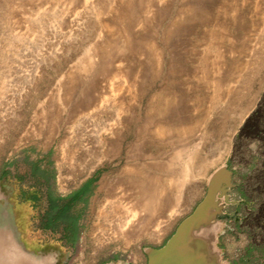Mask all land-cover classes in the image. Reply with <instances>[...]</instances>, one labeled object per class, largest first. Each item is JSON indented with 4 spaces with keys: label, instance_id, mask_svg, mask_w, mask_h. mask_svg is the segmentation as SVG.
Returning a JSON list of instances; mask_svg holds the SVG:
<instances>
[{
    "label": "rangeland",
    "instance_id": "rangeland-1",
    "mask_svg": "<svg viewBox=\"0 0 264 264\" xmlns=\"http://www.w3.org/2000/svg\"><path fill=\"white\" fill-rule=\"evenodd\" d=\"M0 10V264H148L220 169L215 249L264 264L262 239L222 223L238 186L264 234V0Z\"/></svg>",
    "mask_w": 264,
    "mask_h": 264
},
{
    "label": "water",
    "instance_id": "water-1",
    "mask_svg": "<svg viewBox=\"0 0 264 264\" xmlns=\"http://www.w3.org/2000/svg\"><path fill=\"white\" fill-rule=\"evenodd\" d=\"M230 173L218 170L210 179L208 193L192 215L177 228L168 243L158 250H148V264H225L215 249L217 218H223L222 205L216 193H225ZM225 197V195H224ZM6 211L0 209V217ZM1 222V221H0ZM11 264H35L27 256H16Z\"/></svg>",
    "mask_w": 264,
    "mask_h": 264
},
{
    "label": "flooded vegetation",
    "instance_id": "flooded-vegetation-1",
    "mask_svg": "<svg viewBox=\"0 0 264 264\" xmlns=\"http://www.w3.org/2000/svg\"><path fill=\"white\" fill-rule=\"evenodd\" d=\"M233 190L240 192L236 199H233L230 193H227V201L222 198V202L226 206V214L228 216L227 218L222 220L224 228H226V231L228 230L229 232L234 230L235 228H239L240 230L246 229V231L248 232V236L251 239L256 240L257 237L259 239H262V242H264V234L260 233L259 228H256V225L254 227H251L253 226V224L251 223L256 221L259 216H261L260 214H255V217H251L253 203L251 195L247 192L242 191L238 186H236ZM259 219L261 220L262 218Z\"/></svg>",
    "mask_w": 264,
    "mask_h": 264
},
{
    "label": "bare ground",
    "instance_id": "bare-ground-1",
    "mask_svg": "<svg viewBox=\"0 0 264 264\" xmlns=\"http://www.w3.org/2000/svg\"><path fill=\"white\" fill-rule=\"evenodd\" d=\"M9 1H10V0H9ZM20 1H21V0H20ZM29 1H30V0H29ZM21 3H23V2H21ZM29 3H30V2H29ZM7 6H8V5H7ZM4 9H6V8H4ZM0 11H1V10H0ZM2 20H3V19H2ZM5 22H6V21H5ZM6 23H7V22H6ZM3 36H4V35H3ZM5 38H6V37H5ZM5 40H6V39H5ZM5 40H4V41H5ZM18 40H19V39H18ZM18 40H17V41H18ZM2 41H3V40H2ZM12 42H15V40H14V41L12 40ZM18 42H19V41H18ZM9 43H10V42H9ZM6 44H7V43H6ZM11 44H12V43H11ZM15 45H16V44H15ZM15 45H14V46H15ZM9 49H10V48H9ZM9 51H10V50H9ZM2 52H3V51H2ZM20 65H21V64H20ZM23 66H24V65H23ZM14 68H15V67H14ZM18 68H20V67H18ZM0 69H1V68H0ZM19 70H20V69H18L17 72H18ZM28 72H29L28 68H25V69L22 70V75H19V76H20V77H21V76L23 77V76H25V74L28 73ZM2 76H3V75H2ZM9 76H10V75H9ZM7 77H8V76H7ZM23 78H24V77H23ZM24 79H25V82H26V81H27L26 77H25ZM0 80H1V79H0ZM16 80H17V77H16ZM13 81H14V80H13ZM11 82H12V81H11ZM19 82H20V81H19ZM6 83H7V82H6ZM13 83H14V82H13ZM20 83H21V82H20ZM7 85L9 86V84H7ZM19 85H20V84H19ZM12 86H13V85H12ZM14 87H15V86H14ZM1 88H2V87H1ZM20 89H21V88H20ZM9 91H10V90H9ZM11 91H13V90H11ZM16 91H18V90H16ZM5 93H6V92H5ZM11 93H12V92H11ZM14 93H15V92H14ZM14 93H13V94H14ZM4 96H5V95H4ZM5 98H6V97H5ZM2 100H3V99H2ZM0 109H1V108H0ZM4 110H5V109H4ZM1 111H2V110H1ZM2 112H3V111H2ZM0 114H1V113H0ZM1 117H2V116H1ZM1 121H2V120H1ZM2 124H3V123H2ZM4 126H5V125H4ZM6 127H7V126H6ZM212 157H213V156H212ZM214 157H215V156H214ZM132 171H133V170H132ZM113 195H114V194H113ZM144 202H145V201H144ZM115 205H116V204H115ZM142 205H143V204H142ZM132 206H133V205H132ZM119 207H120V205H119ZM117 208H118V206H117ZM117 208H116V209H117ZM135 208H136V207H135ZM140 208H141V207H140ZM112 209H113V208H112ZM123 209H125V208L123 207ZM114 210H115V209H114ZM114 210H113V211H114ZM133 213H134V212H133ZM131 216H132V218H133V217L135 216V214H132ZM132 218L128 220V223L132 220Z\"/></svg>",
    "mask_w": 264,
    "mask_h": 264
},
{
    "label": "trees",
    "instance_id": "trees-1",
    "mask_svg": "<svg viewBox=\"0 0 264 264\" xmlns=\"http://www.w3.org/2000/svg\"><path fill=\"white\" fill-rule=\"evenodd\" d=\"M71 198H73V197H71ZM72 200V199H71Z\"/></svg>",
    "mask_w": 264,
    "mask_h": 264
}]
</instances>
